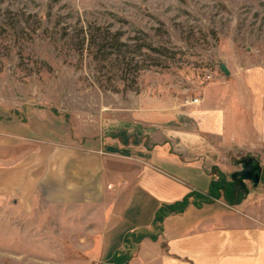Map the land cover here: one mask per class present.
<instances>
[{
    "label": "crops",
    "instance_id": "crops-1",
    "mask_svg": "<svg viewBox=\"0 0 264 264\" xmlns=\"http://www.w3.org/2000/svg\"><path fill=\"white\" fill-rule=\"evenodd\" d=\"M225 68L185 108H123L79 142L17 126L28 175L7 190L58 240L87 242V264H264V63ZM244 158L259 162L256 186L229 182Z\"/></svg>",
    "mask_w": 264,
    "mask_h": 264
},
{
    "label": "rangeland",
    "instance_id": "rangeland-1",
    "mask_svg": "<svg viewBox=\"0 0 264 264\" xmlns=\"http://www.w3.org/2000/svg\"><path fill=\"white\" fill-rule=\"evenodd\" d=\"M91 34L122 51L90 47ZM242 62L264 63V0H0V264L89 262L87 242L58 240L60 226L7 190L28 175L17 126L79 142L123 108H185L220 65Z\"/></svg>",
    "mask_w": 264,
    "mask_h": 264
},
{
    "label": "water",
    "instance_id": "water-1",
    "mask_svg": "<svg viewBox=\"0 0 264 264\" xmlns=\"http://www.w3.org/2000/svg\"><path fill=\"white\" fill-rule=\"evenodd\" d=\"M220 69L224 73H227L224 64L220 65ZM239 163L241 164V170L236 171L234 174H232V178H239L240 180L246 179L251 181L253 186H256L260 179V173H261V168L258 160L254 158H244L240 160ZM101 264H116V263L107 262Z\"/></svg>",
    "mask_w": 264,
    "mask_h": 264
},
{
    "label": "trees",
    "instance_id": "trees-1",
    "mask_svg": "<svg viewBox=\"0 0 264 264\" xmlns=\"http://www.w3.org/2000/svg\"><path fill=\"white\" fill-rule=\"evenodd\" d=\"M101 38H102V41L101 42H97V38L93 34H91L90 37H89V41H88L90 47L94 46V49L96 47V50L102 51V53L104 51H108L109 53H110V51H114V50L117 53L122 51V46H124L123 43L108 42L107 38H105V37H101ZM146 48H148L151 51H155V48H153L150 45H148ZM122 56H123V54H122ZM123 58H124V56H123Z\"/></svg>",
    "mask_w": 264,
    "mask_h": 264
},
{
    "label": "built area",
    "instance_id": "built-area-1",
    "mask_svg": "<svg viewBox=\"0 0 264 264\" xmlns=\"http://www.w3.org/2000/svg\"><path fill=\"white\" fill-rule=\"evenodd\" d=\"M204 78H205L206 80H210V79H211V74L207 73V74L204 76ZM193 101L196 102L197 99H193Z\"/></svg>",
    "mask_w": 264,
    "mask_h": 264
}]
</instances>
